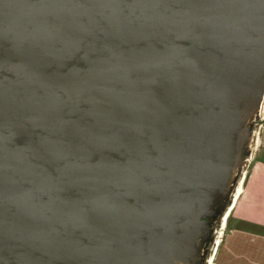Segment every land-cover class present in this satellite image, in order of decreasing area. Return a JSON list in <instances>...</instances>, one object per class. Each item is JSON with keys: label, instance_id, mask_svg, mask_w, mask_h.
I'll use <instances>...</instances> for the list:
<instances>
[{"label": "water", "instance_id": "water-1", "mask_svg": "<svg viewBox=\"0 0 264 264\" xmlns=\"http://www.w3.org/2000/svg\"><path fill=\"white\" fill-rule=\"evenodd\" d=\"M264 94V0H0V264H195Z\"/></svg>", "mask_w": 264, "mask_h": 264}, {"label": "crops", "instance_id": "crops-1", "mask_svg": "<svg viewBox=\"0 0 264 264\" xmlns=\"http://www.w3.org/2000/svg\"><path fill=\"white\" fill-rule=\"evenodd\" d=\"M256 166L244 175L212 264H264V163Z\"/></svg>", "mask_w": 264, "mask_h": 264}, {"label": "rangeland", "instance_id": "rangeland-1", "mask_svg": "<svg viewBox=\"0 0 264 264\" xmlns=\"http://www.w3.org/2000/svg\"><path fill=\"white\" fill-rule=\"evenodd\" d=\"M256 109L257 110L250 113L242 129L241 142L237 152V162L235 164V168L237 169L235 175H233V177H235L230 184L232 187L229 188V191L226 195L228 199H231L230 204L233 202L234 190L240 184L242 177L247 173V171L250 172L253 169L258 168L256 166V162L264 163V94ZM227 207L228 205L225 204L224 206L215 208L212 213L207 216L205 221L204 229H206L207 226L213 228L210 234L215 237V241L217 240L218 236L222 235L221 233H223V229L225 228V225L222 227L221 216L226 211ZM221 227L222 231H219ZM201 245L197 253V261L195 264H207L210 256L213 254L212 248V251H206L208 254L207 261L202 260L201 255L205 254V246L203 247ZM204 258L206 257L204 256Z\"/></svg>", "mask_w": 264, "mask_h": 264}, {"label": "flooded vegetation", "instance_id": "flooded-vegetation-1", "mask_svg": "<svg viewBox=\"0 0 264 264\" xmlns=\"http://www.w3.org/2000/svg\"><path fill=\"white\" fill-rule=\"evenodd\" d=\"M232 187V185L230 186V188ZM230 202H231V199L229 198H225L224 200H223V203L221 204L222 206H224L225 204H227L228 206L229 205H231L230 204ZM213 228L212 227H209V226H207L206 227V229H205V231H204V235L202 236V239H201V242H200V244H202L201 246H205V251H204V253L205 254H202L201 256H202V260H206L207 261V252L206 251H208V250H210V251H212V248L214 247V245H215V237H213L210 233H211V230H212ZM204 256L206 257V258H204ZM210 264H212V261H211V263Z\"/></svg>", "mask_w": 264, "mask_h": 264}, {"label": "bare ground", "instance_id": "bare-ground-1", "mask_svg": "<svg viewBox=\"0 0 264 264\" xmlns=\"http://www.w3.org/2000/svg\"><path fill=\"white\" fill-rule=\"evenodd\" d=\"M255 110H257L256 108L253 110V111H255ZM254 113V112H253ZM253 147V146H252ZM250 149V148H249ZM251 157V156H250ZM244 167V166H243ZM236 169L237 168H235V166L233 167V175H235V173H236ZM243 178H244V176L242 177V179H241V182H240V184L236 187V189L234 190V193H233V203L235 202V200H236V198H237V196H238V194H239V190H240V188H241V185H242V181H243ZM233 204H231V205H229L228 207H227V209H226V211L223 213V215L221 216V223H222V227L225 225V222H226V219L228 218L227 216H228V213H229V211L232 209V206ZM222 227H221V229L219 230V231H222ZM222 234V233H221ZM218 238H219V236H218ZM218 238H217V240L215 241V245H214V247H213V251L216 249V246H217V243H218ZM213 255V254H212ZM211 261H212V256H210V259L208 260V262H207V264H210L211 263Z\"/></svg>", "mask_w": 264, "mask_h": 264}]
</instances>
